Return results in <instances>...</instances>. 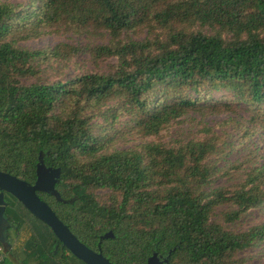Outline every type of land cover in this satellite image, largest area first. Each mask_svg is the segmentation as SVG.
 Wrapping results in <instances>:
<instances>
[{"label": "trees", "instance_id": "16d2710c", "mask_svg": "<svg viewBox=\"0 0 264 264\" xmlns=\"http://www.w3.org/2000/svg\"><path fill=\"white\" fill-rule=\"evenodd\" d=\"M59 29L104 31L107 40L16 45ZM263 31L264 0H0V170L31 183L38 158L57 167L59 199L42 200L111 264H146L151 253L161 264H235L239 250L264 246V221L238 231L222 222L264 204L262 170L213 186L218 134L202 125L199 135L168 144L157 135L202 105L203 88L218 87L246 102L264 128ZM77 53L93 64L114 60L105 71L39 80L48 59ZM126 131L143 140L108 150ZM2 194L3 214L22 231L33 264H83L70 253L58 260L65 248L49 228ZM9 256L1 264H13Z\"/></svg>", "mask_w": 264, "mask_h": 264}, {"label": "rangeland", "instance_id": "374dc122", "mask_svg": "<svg viewBox=\"0 0 264 264\" xmlns=\"http://www.w3.org/2000/svg\"><path fill=\"white\" fill-rule=\"evenodd\" d=\"M27 6L30 0H2ZM264 34V31L262 32ZM141 34H139L140 36ZM107 40L104 31L73 33L59 29L56 32L41 33L35 37H28L16 41V45L27 49L46 48L56 42L69 44H92ZM114 59L99 60L93 64L84 53L66 57L64 59H48L40 66L39 80L50 82L54 80L65 81L76 74L90 71H105L108 64ZM189 96H194L192 92ZM202 105L187 111L178 120L161 129L157 135L163 143H171L172 139L199 135L198 128L202 125L210 127L219 136L217 153L212 156L209 163L213 164L216 171L213 175V186L232 184L242 178L243 172L253 166H258L263 173L262 187H264V128L259 117L254 120L250 117L251 107L243 100L233 95L229 90L218 88H203L200 92ZM225 101L229 109L224 110L221 102ZM108 104H111L109 102ZM123 116L120 115L114 123V127L121 125ZM145 139H153L147 137ZM138 134L126 131L112 137L109 149L124 148L142 141ZM102 194L103 191H98ZM224 206L215 209V218L218 219L219 211ZM264 221V204L247 209L238 219L222 224L231 230H243L247 226ZM16 253L18 264H33L27 255L26 245L18 246ZM13 254L12 250L5 252L6 256ZM238 261L235 264H264V246L247 247L236 252Z\"/></svg>", "mask_w": 264, "mask_h": 264}, {"label": "water", "instance_id": "95a60500", "mask_svg": "<svg viewBox=\"0 0 264 264\" xmlns=\"http://www.w3.org/2000/svg\"><path fill=\"white\" fill-rule=\"evenodd\" d=\"M57 175L58 168L44 166L40 158L35 163L34 179L31 184L0 170V220L4 219L2 192H7L31 215L44 223L61 245L74 257L85 264H111L99 252H95L82 244L55 216L49 206L35 195L34 191L39 190L51 194L58 200V194L53 188ZM107 236H110V231H106L101 235V237ZM6 244L5 249L8 248L10 243L6 241ZM2 250L4 251V249ZM162 261H165V258L158 260L155 253H151L146 258V264H160Z\"/></svg>", "mask_w": 264, "mask_h": 264}, {"label": "flooded vegetation", "instance_id": "af4514ba", "mask_svg": "<svg viewBox=\"0 0 264 264\" xmlns=\"http://www.w3.org/2000/svg\"><path fill=\"white\" fill-rule=\"evenodd\" d=\"M50 167V166H48ZM33 181V180H32ZM32 183V182H31ZM29 183V184H31ZM54 185V184H53ZM35 195L42 200V196L44 194H48L39 190H35L34 191ZM3 195V194H2ZM51 195V194H48ZM13 197V196H12ZM43 201V200H42ZM44 202V201H43ZM54 213V212H53ZM56 216V215H55ZM4 219L0 220V246L2 249H4V252H9V250L13 251V254L10 252V256L12 258L16 257V253L19 252L18 246H20V244H24V240H25V236L23 235L21 230H18L19 227H17L15 224L9 222L6 217L3 214ZM68 229V228H67ZM69 230V229H68ZM5 231V232H4ZM54 236V235H53ZM56 239V238H55ZM6 241H8L10 244L8 245V248L5 249V247L7 246ZM56 241L58 242V245H61V243L56 239ZM81 242V241H80ZM82 243V242H81ZM83 244V243H82ZM57 245V246H58ZM85 245V244H84ZM62 246V245H61ZM86 246V245H85ZM88 247V246H86ZM89 248V247H88ZM91 249V248H89ZM93 250V249H91ZM93 251H97L100 253V251L98 249L93 250ZM68 251L65 249V251H62L60 253V251H58L56 253V258L58 260L62 259L63 256L68 255ZM101 254V253H100ZM72 255V254H71ZM102 255V254H101ZM73 256V255H72ZM103 256V255H102ZM157 256V255H156ZM74 257V256H73ZM104 257V256H103ZM76 258V257H75ZM105 258V257H104ZM158 260H161L163 257L161 256H157ZM78 259V258H76ZM106 259V258H105ZM79 260V259H78ZM81 261V260H80ZM82 262V261H81ZM163 262V261H162ZM83 264H85L84 262H82ZM161 264V263H160Z\"/></svg>", "mask_w": 264, "mask_h": 264}, {"label": "built area", "instance_id": "2783aa9c", "mask_svg": "<svg viewBox=\"0 0 264 264\" xmlns=\"http://www.w3.org/2000/svg\"><path fill=\"white\" fill-rule=\"evenodd\" d=\"M4 256H5V252L2 250V248L0 246V264L2 263ZM13 264H15V263H13Z\"/></svg>", "mask_w": 264, "mask_h": 264}, {"label": "crops", "instance_id": "0c3cea01", "mask_svg": "<svg viewBox=\"0 0 264 264\" xmlns=\"http://www.w3.org/2000/svg\"><path fill=\"white\" fill-rule=\"evenodd\" d=\"M9 260L12 262V263H15V264H18L17 262H16V257L15 258H12L11 256H9Z\"/></svg>", "mask_w": 264, "mask_h": 264}]
</instances>
